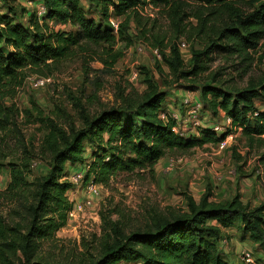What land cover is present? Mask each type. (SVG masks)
<instances>
[{"label": "trees", "instance_id": "1", "mask_svg": "<svg viewBox=\"0 0 264 264\" xmlns=\"http://www.w3.org/2000/svg\"><path fill=\"white\" fill-rule=\"evenodd\" d=\"M29 1L42 4L45 14L41 22L34 15L27 25L0 16V132L15 125V110L4 105L21 86L26 70L37 75L51 72L82 44L100 47L101 54L94 57L103 67L115 65L122 54L114 47L123 31L118 29L114 35L108 26L111 16L125 18L126 25L132 20L144 27L137 8L163 6L172 12L177 38L187 34L208 39L201 50L191 52L188 66L177 47L170 46L167 55L162 41H155L154 50L161 58L156 70L173 83L198 79L207 71L205 60L213 51L248 63L249 52L264 40V0H85L104 24L86 17L82 0ZM186 5L196 6L194 14L181 11ZM9 15L14 11L9 10ZM191 17L196 25L186 32L183 21ZM53 20L69 24L76 33L55 32L48 25ZM123 23L119 26L125 30ZM247 69L248 64L244 74ZM144 73L142 93L133 88L128 93L121 91L112 105L94 113L84 104H76L78 124L59 126L47 119L48 132L41 144V160L46 164L42 174L32 176L33 160L27 156L3 164L7 156L0 141V168L5 165L9 172V182L0 191V264H227L219 254V241L222 231L237 221L244 235L264 247V202L251 208L235 196L219 203L211 200L208 189L198 201L186 196L183 211H152L137 223H130L124 215L116 221L102 217V236L71 250L56 249V233L67 225L73 208L67 196L73 186L64 179L65 166L83 167L87 149L91 162L83 183L93 181L107 188L119 173L151 170L169 153H186L226 138L228 132L217 135L208 127L197 136L175 133L176 124L163 107L164 92L149 72ZM217 76L211 77V83H216ZM200 97L213 118L224 113L249 145H264V111L255 105L256 99L264 97V80L259 86L252 83L230 92L203 85ZM45 246L51 249L45 252Z\"/></svg>", "mask_w": 264, "mask_h": 264}, {"label": "rangeland", "instance_id": "2", "mask_svg": "<svg viewBox=\"0 0 264 264\" xmlns=\"http://www.w3.org/2000/svg\"><path fill=\"white\" fill-rule=\"evenodd\" d=\"M82 2L86 17L103 23L96 11L88 7L84 0ZM37 3L0 0V16L11 23L27 25L32 15L37 18V9L41 5ZM181 9L184 14L190 15L194 14L196 6L186 5ZM9 10H13L14 15H9ZM139 11L144 27L137 26L132 20L126 25L122 22L125 18L120 17L111 16L108 21L109 28L113 29V25L117 24L118 29L123 31V36L117 37L114 47L122 57L112 68L103 67L95 58L96 54H101L100 47L82 44L51 72L44 71V75H37L25 71L21 86L16 88L12 99H6L4 105L5 108L13 107L17 117L14 119L15 125L0 132V141L7 156L3 164L27 156L33 160L29 168L32 176L42 174L46 164L41 160L44 157L41 144L48 132L47 119L54 120L59 126H65L68 122L78 124L76 104H84L89 112L94 113L100 107L112 105L121 91L128 93L133 88L142 93L146 88L144 72H149L152 81L164 92L165 111L180 115V132L184 136L189 133L197 136L203 128L218 124L221 127L219 134L228 132L227 136L231 134L232 139H228L222 148L206 144L182 154L169 153L151 170H136L131 175L119 173L110 181L109 187L100 186V195L91 208L81 207L80 212L68 216L67 225L56 233V249L63 246L71 250L76 245L88 244L94 237L102 236V217L116 221L124 215L130 223H137L152 211H183L186 210V196L198 201L208 189L212 194L211 200L219 203L235 196L251 208L264 202V145L257 142L249 145L241 136L240 129L233 127L222 112H219V118H213L207 108L202 107L194 123L188 119L187 108L182 104L185 96L200 102L203 85L222 88L226 92L232 88L244 89L252 83L259 86L264 80V40L249 52L251 61L248 63H241V58L229 57L221 51H213L205 60L207 71L198 79L189 78L173 83L172 78L162 77L156 70V62H160L161 58L153 53L155 41H162L163 51L167 55L170 46L177 47L184 64L188 66L191 52L201 50L208 39L187 34L177 38L170 8L147 5L139 8ZM120 23H123L125 30L119 26ZM183 23L186 24V32H190V26L196 25L192 17L184 18ZM48 25L55 32L77 31L69 24H57L54 20L49 21ZM246 64L248 69L244 74ZM163 70L168 72L166 68ZM217 74L216 83H211V77ZM35 77L49 78L50 81L43 88H33L30 79ZM255 105L257 110L264 111V97L256 99ZM90 153L88 149L84 152L83 167L65 166V180H69L75 172H80L84 178L91 162ZM170 160H173L171 167ZM8 182L9 172L4 165L0 168V191L6 188ZM72 186L67 196L73 204L82 203L84 186ZM49 249L51 247L45 246L44 251ZM218 249L221 259L227 264H243L239 259L242 250L251 252L256 262L264 264V247L242 233L239 221L222 231Z\"/></svg>", "mask_w": 264, "mask_h": 264}, {"label": "built area", "instance_id": "3", "mask_svg": "<svg viewBox=\"0 0 264 264\" xmlns=\"http://www.w3.org/2000/svg\"><path fill=\"white\" fill-rule=\"evenodd\" d=\"M32 2V1H30ZM34 3V2H32ZM139 10V8H137ZM45 14V10L42 6V4L39 6V8L37 9V18L40 21V18H42ZM113 33L116 34L118 31V25L114 24L113 25ZM153 53L157 56L160 57L158 52L156 50L153 51ZM135 77V75H134ZM50 81L49 78H44V77H35V78H31L30 82L31 85L33 86V88H43L47 85V83ZM182 104L187 108V114H188V119H191L194 123H196L195 121V117L197 116V113L202 109V103H200L197 100H191V97L185 96L182 99ZM168 117L176 124V126L173 128V131L175 133H178L180 135H182L183 137H191L194 136L193 134L189 133L188 135L182 134L180 132V115L177 112H168ZM162 118L164 119V115H162ZM228 122H230L229 118H226ZM212 131L215 134H219L221 131V127L218 124H214L211 127ZM228 139H232V135L229 134L226 139L216 143V148H222L226 145L227 140ZM173 162V160H170V164L169 167H171V163ZM167 170H170V168H167ZM82 172V171H81ZM73 176V177H72ZM69 178V182L72 185H83L84 186V191H85V196H84V200L82 203H78L75 205V210L80 211L81 207L84 208H91L93 206L94 200L97 199L100 195V185L94 183L93 181H89L87 183H83V179L82 178V174L80 172H75L74 175H72ZM225 243V241H223ZM239 259L243 264H259L258 262H256L252 256V253L247 251V250H242L239 253Z\"/></svg>", "mask_w": 264, "mask_h": 264}, {"label": "crops", "instance_id": "4", "mask_svg": "<svg viewBox=\"0 0 264 264\" xmlns=\"http://www.w3.org/2000/svg\"><path fill=\"white\" fill-rule=\"evenodd\" d=\"M85 1V0H84ZM38 2V1H37ZM36 2V3H37ZM83 3V2H82ZM38 4V3H37ZM72 192V191H71ZM68 199L70 200V198L68 197ZM83 200H84V198L82 199V202H83ZM71 201V200H70ZM72 202V201H71ZM73 203V202H72ZM81 203V202H80ZM76 204H78V203H75V204H73V206H75ZM77 213V212H80V211H77V210H74L73 208H72V211H71V213L69 214V216L72 214V213ZM223 231H226V229H224Z\"/></svg>", "mask_w": 264, "mask_h": 264}]
</instances>
